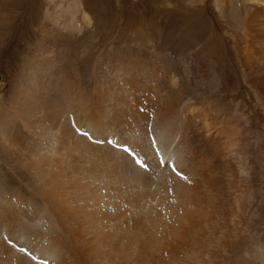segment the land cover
<instances>
[{"label": "bare ground", "instance_id": "obj_1", "mask_svg": "<svg viewBox=\"0 0 264 264\" xmlns=\"http://www.w3.org/2000/svg\"><path fill=\"white\" fill-rule=\"evenodd\" d=\"M242 1L236 52L257 101L237 122L171 96L180 83L150 60L121 55L103 63L94 37L104 24L84 1L46 0L37 25L35 6L17 18L0 5V264H227L233 254L234 264H264V244L249 247L244 238L254 167L236 152L239 125L264 112V0ZM173 18L170 26L151 24L170 38L166 46L177 40L175 51L194 49L205 27L196 22L190 31ZM31 30L40 33L38 45ZM73 122L127 144L147 168L77 135Z\"/></svg>", "mask_w": 264, "mask_h": 264}, {"label": "rangeland", "instance_id": "obj_2", "mask_svg": "<svg viewBox=\"0 0 264 264\" xmlns=\"http://www.w3.org/2000/svg\"><path fill=\"white\" fill-rule=\"evenodd\" d=\"M7 1L0 0L1 7L7 11V14L18 15L17 18L20 17L19 14L21 13L30 14L27 7L35 6L32 12L37 18L35 25L38 23V16L46 6V0H22L23 5L20 6L9 5ZM81 1H84L85 8L94 18V22L97 25L104 24L105 30L99 28L101 35L95 34L94 37L96 41H100L97 44L96 51L100 46L101 50L97 53L103 57V63L121 55H132L150 60L164 78L175 77L177 82L180 83L177 90L169 89L167 91L170 95L172 94L171 96L179 97L181 103L192 99L199 106L213 107L215 113L221 116L222 119L230 118V120H234L237 114L244 117L249 116L248 113L250 112L247 105L256 103L257 99L246 88V79L241 59H239L240 54L236 52L235 39V35L243 28L244 17L241 16L246 14L242 0ZM117 1L121 6V11H117ZM197 9H200V11ZM178 10L182 11L177 12ZM173 17H178L181 20L180 25L188 27L190 31L194 30L196 22H200L205 27L204 35L200 37L194 49L189 48L191 50L188 49L182 52L175 51L177 40L173 42L172 46H166L164 41H168L170 38L164 37L162 31L151 24V22L160 21L161 24L170 26L175 20ZM182 18L192 23L186 24ZM101 21L103 24H100ZM39 34V32H36V37H39ZM28 37H30L31 44L34 45L36 42L35 44L38 45L35 32L33 33L31 30ZM84 42L88 44L87 41L84 40ZM211 49H216L214 55H210L209 50ZM24 55L26 56V54ZM221 57L225 61L220 60ZM4 65V63H0V80L3 79L6 72ZM262 115H264L263 111L252 114V118L254 117L253 122L248 128H242L238 124L240 143L236 152L247 156L254 167L252 189L255 199L250 206L249 216L244 223L246 229L244 238L245 242L250 243L249 247L260 243L264 244V206L261 207L262 201L264 202V116ZM234 121L237 122V120ZM261 165H263V168ZM13 180L16 181V185L19 184L20 180L18 178L13 177ZM234 261H236L235 254L231 256V260L227 264H234Z\"/></svg>", "mask_w": 264, "mask_h": 264}, {"label": "snow or ice", "instance_id": "obj_3", "mask_svg": "<svg viewBox=\"0 0 264 264\" xmlns=\"http://www.w3.org/2000/svg\"><path fill=\"white\" fill-rule=\"evenodd\" d=\"M72 127L74 128L77 135L85 137L93 143H97V144L107 143V144L111 145L113 148H115L119 151H122L123 153L132 157L134 163L136 165H138L140 168H142V169L147 168V165L144 163V161L141 158H139V155H138V153H136L135 149L130 148L127 144H121L119 141L113 140V139L100 140V139L94 137V135L89 130L80 128L75 122H73ZM149 131H151V126H149ZM151 147H153V148L156 147V140L155 139H152ZM157 155H159V152H157ZM160 163L163 164L164 161H160ZM172 170H173V172L176 173L177 176H180L181 179H187L180 172H177L175 168H173ZM2 239L7 241V243L9 245H11L13 248H16V245L8 236H3ZM16 250L19 253L23 254L25 257H28L31 260H36V256L31 253L30 249L21 246Z\"/></svg>", "mask_w": 264, "mask_h": 264}]
</instances>
